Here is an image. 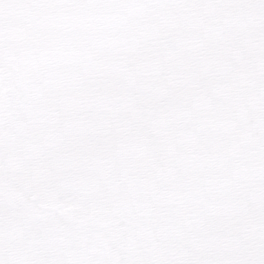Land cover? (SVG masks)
<instances>
[{
  "label": "snow or ice",
  "instance_id": "snow-or-ice-1",
  "mask_svg": "<svg viewBox=\"0 0 264 264\" xmlns=\"http://www.w3.org/2000/svg\"><path fill=\"white\" fill-rule=\"evenodd\" d=\"M0 264H264V0H0Z\"/></svg>",
  "mask_w": 264,
  "mask_h": 264
}]
</instances>
